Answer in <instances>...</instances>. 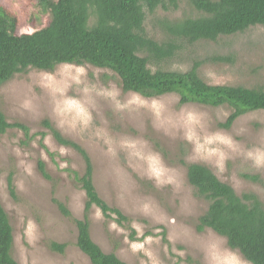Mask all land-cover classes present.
Instances as JSON below:
<instances>
[{
    "label": "rangeland",
    "instance_id": "rangeland-1",
    "mask_svg": "<svg viewBox=\"0 0 264 264\" xmlns=\"http://www.w3.org/2000/svg\"><path fill=\"white\" fill-rule=\"evenodd\" d=\"M178 1L177 10H157L147 18L150 36H161L162 20L199 15L187 0ZM0 17L15 34L41 30L51 19L38 0H0ZM195 63L208 85L264 88V27L186 46L163 67L185 72ZM0 113L31 134H47L27 143L14 129L0 135V204L12 227L18 264H91L76 247L72 220L82 219L85 194L67 171L82 176L84 162L53 140L44 120L88 154L98 194L130 218L137 232L139 240L130 241L128 231L93 208L90 236L104 253L126 264H250L213 231L196 232L208 202L188 184L183 162L206 166L237 196L253 194L264 208V111L247 113L222 129L218 125L231 113L227 106L180 105L176 94L144 98L123 92L109 70L62 64L49 72L31 69L1 85ZM159 227L165 228L169 246ZM148 231L153 236L144 237ZM51 243L64 244V252L51 250Z\"/></svg>",
    "mask_w": 264,
    "mask_h": 264
},
{
    "label": "trees",
    "instance_id": "trees-1",
    "mask_svg": "<svg viewBox=\"0 0 264 264\" xmlns=\"http://www.w3.org/2000/svg\"><path fill=\"white\" fill-rule=\"evenodd\" d=\"M197 17L166 19L159 23L160 37H152L145 28L149 16L157 10H177L178 0H38L43 12H49L48 25L30 34L9 31L0 17V86L29 70L49 72L67 64L90 65L109 70L120 81L125 93L144 98L176 94L179 104H199L211 108L227 106L231 113L218 126L229 129L241 116L264 111V88L244 86H212L199 76V64L185 72L167 70L166 61L186 46L217 42L220 38L244 33L253 27H264V0H187ZM212 61L228 62L214 57ZM154 68V70H153ZM53 140L64 148L73 149L83 159L84 173H71L85 194L82 219H72L67 208L57 201L61 214L72 219L76 230V247L91 264H126L115 254L104 253L90 236V212L97 209L101 216L128 231L132 242L139 239L131 220L121 210L109 206L98 194L93 180L92 162L76 143L66 139L48 120L42 122ZM23 134L25 143L45 133L31 134L18 122L10 123L0 113V135L8 130ZM46 150V148L41 144ZM186 179L196 195L208 202L206 212L195 226L197 233L209 229L223 237L228 248L237 251L250 264H264V208L253 194L237 196L206 166L185 164ZM39 171L45 177L44 166ZM257 181L256 177H245ZM10 194L14 195L11 179ZM162 242L169 246L164 227H159ZM153 236L148 231L144 237ZM50 249L63 253L64 244L51 243ZM13 232L0 204V264H18L13 256Z\"/></svg>",
    "mask_w": 264,
    "mask_h": 264
}]
</instances>
